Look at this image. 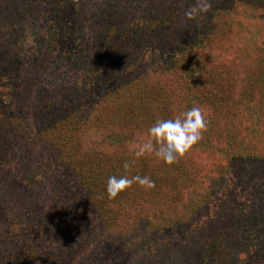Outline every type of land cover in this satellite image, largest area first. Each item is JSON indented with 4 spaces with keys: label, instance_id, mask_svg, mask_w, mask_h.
I'll list each match as a JSON object with an SVG mask.
<instances>
[{
    "label": "trees",
    "instance_id": "obj_1",
    "mask_svg": "<svg viewBox=\"0 0 264 264\" xmlns=\"http://www.w3.org/2000/svg\"><path fill=\"white\" fill-rule=\"evenodd\" d=\"M86 1L0 0V20L13 23L0 30V99L34 100L39 144L30 156L9 153L11 124L26 121L12 119V99L0 108V264H71L83 249V264H259L264 23L242 21L264 19L263 0H209L210 10L191 20L185 12L196 0H96L90 17ZM231 7L236 18L224 17ZM232 34L235 51L257 61L250 74L239 75L223 45ZM192 107L204 109L206 130L175 163H147L157 157L155 144L135 155L157 120ZM199 153L213 156V174L192 165ZM113 175L148 176L155 187L134 183L110 200ZM182 192L184 211L199 216L176 224L181 243L165 233L175 221L165 207L181 206ZM148 201L163 207L145 208ZM118 235L132 240L99 246L102 236Z\"/></svg>",
    "mask_w": 264,
    "mask_h": 264
},
{
    "label": "rangeland",
    "instance_id": "obj_2",
    "mask_svg": "<svg viewBox=\"0 0 264 264\" xmlns=\"http://www.w3.org/2000/svg\"><path fill=\"white\" fill-rule=\"evenodd\" d=\"M34 3L37 5V0H33ZM87 3L85 4V16L87 15L88 17H90V13H92V8L96 2V0H87L86 1ZM229 0H227V4H228ZM231 3H235L234 0H230ZM218 3L220 4V2L218 1ZM263 3H264V0H263ZM232 7L228 9H226V12L224 13V17L226 16H230L231 18H236L237 16V13H234L232 12ZM234 11V10H233ZM238 11L240 12L241 9L238 7ZM238 12V14H239ZM236 15V16H235ZM262 16V15H260ZM12 20V17L11 19ZM15 20V19H14ZM88 20V19H87ZM84 21V25H85V28H84V31H83V34L84 36L86 37V39L88 37H90V32H89V28H88V21ZM244 21H242V23L244 25H247L248 27H253L255 25H263L264 23V19H249V18H246V19H243ZM11 28H13V23H9V22H6L4 19H1L0 20V30L1 31H5V30H10ZM233 35V34H232ZM229 36L228 39L226 41L223 42V45L226 47V50L228 53H230V58L233 60V66L236 67V69H238V72H239V75H244V73H248L250 74L254 68H255V62H257L256 60H253L251 59L250 57H245L243 55V52H240L239 50L236 52L235 51V48L239 45V41H237L236 37L233 35V36ZM28 45H30V43H26L25 46L27 47ZM215 45V43H212L211 46ZM8 56V59H9V55ZM29 60H26L24 63H27ZM27 67V65L23 66L20 68V72H22V75H26V72L24 71L25 68ZM244 78V77H242ZM12 99V100H11ZM10 100H11V106L10 108L14 111L15 110V113L14 114V117H12L13 120H16V121H21L20 117L22 116V119L26 122H23L22 124L25 126L24 128L26 129V132L24 134H22V130L23 128L21 127L20 125H17V124H11V127L10 129L12 128H15L14 130H12L11 132L13 133V135L11 134L10 132V135H9V139L11 141V143H9V148H7V150L9 151V153L13 152V151H16L18 152L17 154H19L20 152H23L22 155H25V156H30V152L32 151H36L37 150V146H39V144H37V140L34 139V135L37 133V127L34 125V122H35V112H34V108L36 106H33V102L34 100L31 99V97H26L24 100H22L21 102H16V98L14 96L10 97L9 101L7 102L6 100H3V96L2 98L0 99V108L1 110H4L7 106L9 108V103H10ZM22 103V106L19 108V104ZM175 103L176 104H180V101L179 99H175ZM181 106V105H180ZM173 108H175L173 106ZM204 110V109H202ZM34 113V114H33ZM174 113V112H173ZM179 116V115H177ZM38 119V118H37ZM26 123H28V126H26ZM28 127V128H27ZM17 142L21 143V146H18ZM25 146V149L22 151L21 148H23ZM137 148L136 147H131V151H134L136 150ZM263 150H264V146H263ZM147 161V163L153 165V166H157L159 164V160L160 158L156 157L155 159L153 158H149V161H148V158H145ZM213 159V156H206V154H196L193 158H191L192 160V165L193 166H197V168H199L198 170H201V171H204V173H207V174H213L212 172H210V162H212L211 160ZM217 163L221 162L222 164H225L226 161L223 160V159H219V160H216ZM5 169L7 171H9L10 174L14 175L15 177H18L19 178V174H18V170L16 167L14 166H9L7 164V166H5ZM216 173H218L216 171ZM205 181V179H201V181ZM205 183V182H204ZM186 191V189H185ZM182 195L186 196V192H182V194L180 193L179 194V198L177 200L178 203H182L183 204L181 206H177L175 204H171V206L168 205V207L166 206L165 209L169 210L170 211V214H169V218L175 220L173 221V226L171 228H168L166 230L165 233H167L168 235L170 234H175V240L178 241H183V238L180 239V236L184 233H181L180 232V229L179 227L176 225L178 223H182V221H185L186 217H190L188 218L189 221L191 219H195L196 217L199 216V212L196 210V209H193V213L192 211H190L189 213L185 212L184 211V208H186L187 206V203H188V199L187 200H182ZM153 202V203H152ZM148 201L145 204V208L147 207V204L151 205V206H154L157 207L158 204L155 203L154 201ZM171 202V201H170ZM138 207V205H137ZM163 207L162 205H159L158 208H161ZM134 210V211H133ZM136 210H139V208L137 209L136 206L133 207V209H131L132 214L135 215L136 213ZM196 213V214H195ZM201 214V213H200ZM203 215V214H201ZM171 216V217H170ZM188 221L186 220L185 223H187ZM134 223V220H132V222L130 221V224H133ZM135 225L137 224L136 222L134 223ZM137 228V227H136ZM144 230H139L138 228L136 229V232L135 234L138 235L139 238L142 237V234ZM181 233V235H180ZM180 235V236H179ZM182 237V236H181ZM178 238V239H177ZM112 239H116L115 242H119L120 245H116L117 246H121V247H124L125 245V242L126 240H128V242H130L132 240V237L131 236H113V238H111V236H108L107 238L105 236H102L101 237V242H99V246L104 248V249H108V245L109 243L108 242H111L112 243ZM179 242V243H180ZM178 243V244H179ZM182 243V242H181ZM178 244L176 246V249L178 247ZM115 245V244H114ZM134 245L136 248L139 247L140 243L138 241H134ZM89 249H83V250H78L75 252V255L74 257L71 259V264H83V259L84 257L86 256V254L89 252L88 251ZM129 251H126L124 252L125 255H128ZM123 254V255H124ZM257 263L259 264H264V249L262 250V252L257 256Z\"/></svg>",
    "mask_w": 264,
    "mask_h": 264
},
{
    "label": "clouds",
    "instance_id": "obj_3",
    "mask_svg": "<svg viewBox=\"0 0 264 264\" xmlns=\"http://www.w3.org/2000/svg\"><path fill=\"white\" fill-rule=\"evenodd\" d=\"M211 8L209 0H196L193 8L185 12L188 19H194L198 14L207 13ZM206 130V120L199 107H192L174 119L157 120L148 129V141L136 156H141L145 151L151 153L154 144L158 146L155 154L167 165L175 163L191 147L202 138V132ZM125 170L129 168L128 162L123 164ZM138 184L141 188L152 189L155 187L154 181L148 176L140 175L117 177L109 176L106 183L108 198L115 199L121 192L130 188L133 184Z\"/></svg>",
    "mask_w": 264,
    "mask_h": 264
}]
</instances>
